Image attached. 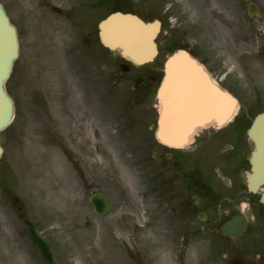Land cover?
I'll return each instance as SVG.
<instances>
[{
  "label": "rangeland",
  "instance_id": "obj_1",
  "mask_svg": "<svg viewBox=\"0 0 264 264\" xmlns=\"http://www.w3.org/2000/svg\"><path fill=\"white\" fill-rule=\"evenodd\" d=\"M130 1V7L140 11L137 3L143 0ZM180 1L179 14L167 10L159 57L127 73L117 66L118 52L85 42L94 35L89 29L110 13L112 4L103 8L101 0L80 5L77 0H1L18 29L20 56L7 84L16 103L15 120L0 133V264H44L13 209L15 197L50 241L57 264H139L132 258L137 254V260L142 259L146 241L155 250L160 242L163 249L157 227L145 229L147 215L156 214L162 201L159 174L165 166L164 149L151 130L158 82L150 78H161L170 42L185 41L210 72L228 74L226 85L241 102L237 120L227 129L230 140L191 145L174 159L183 170L196 169V176L221 197L245 188L252 145L243 138L232 140L231 132L245 125L244 130L264 112V0H251L259 9L252 17L242 7L243 0ZM47 2L72 7L75 18L59 17L48 10ZM78 13L84 17L79 19ZM138 77L144 82L136 91ZM167 168L175 169L172 164ZM168 179H174L182 193L178 201L183 202L189 179L180 172ZM95 192L104 193L113 204L104 217L97 216L90 201ZM189 196L197 207H204V196ZM248 197L241 195L237 203L221 198L212 204L211 228H218L232 210L253 219L256 209L263 210L257 202L260 194L251 206ZM260 220L231 241L200 231L197 220L198 236L191 247L186 252L183 246L174 253L162 251L157 264H180L177 248L182 250V264H227L223 254L254 258L260 264L264 218L262 224Z\"/></svg>",
  "mask_w": 264,
  "mask_h": 264
},
{
  "label": "water",
  "instance_id": "obj_2",
  "mask_svg": "<svg viewBox=\"0 0 264 264\" xmlns=\"http://www.w3.org/2000/svg\"><path fill=\"white\" fill-rule=\"evenodd\" d=\"M252 9L251 13L255 12L256 7L252 6ZM159 32L158 22L145 23L137 16L119 12L100 24L102 43L110 50H119L122 57L138 65L151 62L157 56L155 40ZM18 57L17 29L0 4V132L11 124L15 114L14 101L7 94L5 84ZM164 73L158 92L161 110L156 131L161 143L169 147H183L197 130L212 123L223 126L234 117L238 100L219 88L187 51L178 50L168 58ZM249 137L255 144V150L251 158V173L247 177L248 190L257 193L264 187V113L253 121ZM2 153L0 146V157ZM91 201L96 212L101 215L111 209L110 203L101 193L93 195ZM260 202L264 204V191ZM20 218L23 219L24 215ZM25 222L29 236L45 263L56 264L49 243L39 234L32 221ZM246 228L245 216H234L220 228V232L238 237ZM240 263L241 259L233 262Z\"/></svg>",
  "mask_w": 264,
  "mask_h": 264
},
{
  "label": "flooded vegetation",
  "instance_id": "obj_3",
  "mask_svg": "<svg viewBox=\"0 0 264 264\" xmlns=\"http://www.w3.org/2000/svg\"><path fill=\"white\" fill-rule=\"evenodd\" d=\"M68 0H64V2H67ZM79 5L80 2H83L84 0H77ZM48 6V9L50 11H54V7L50 5L49 2L46 3ZM140 11H136L137 14L142 16L144 19L148 21H152L154 19H159L162 25V32H164V29L166 28V17L168 16L169 11H175V13H180V0H143L138 3ZM58 7L62 8L63 12H59V17H65L67 19L75 18V12L73 11V8L67 9L66 6H63L62 3L57 4ZM78 18L81 19L84 17L82 13H78ZM181 24L179 23V26ZM178 26V24H177ZM94 28L89 29V31L94 35L88 37L85 42L88 44L97 43L98 46H102L100 38H99V29L98 24L93 26ZM76 30H79V25L75 26ZM90 28V27H88ZM185 41L183 40H177L174 42H170V46H177L178 44L182 45ZM203 62V61H201ZM213 77L222 87H226L229 83V79L226 76L221 75L220 73L213 74ZM246 134V133H245ZM239 135L236 133H233V136ZM227 136V133L224 131H218L214 132L213 128H210L207 131L200 132L195 138V143H205L207 141L211 142L214 140L223 139ZM163 147V146H162ZM164 153L162 157L164 158L165 166L160 169V186L159 191L162 197V201L159 202L158 212L154 214L153 216L151 213L147 215V223L145 226V229L147 231H151V229H154L157 227V229L160 232V235L162 236V246L163 249L161 250L160 242H159V249L155 250L153 244H150L149 241H146L144 244V247H146L145 250H142V259L138 262L140 264H157L158 263V257L161 252L167 254V253H174V250L176 247H181L185 249V252L191 247L192 243L197 239L198 236V228L196 221H200L202 223V226L200 227L201 231L205 232H211L218 234V230L215 228H211L212 226V219L211 217L214 215L211 206L213 202L207 203L204 205V207H197L196 202L193 200L192 197L189 196V194L197 195V176H196V169H193V171L189 172L183 169L176 168L175 165L178 164L179 161H176L174 159V154H171V151L168 152L165 147H163ZM173 151V150H172ZM176 152V151H174ZM157 157H155L156 159ZM172 164L173 167L176 169L171 170L168 169V165ZM182 173L183 177H187L190 181L188 183V186L186 190L183 192V194L187 193L184 198L185 200L178 201L179 198H181L182 193L178 191V187L175 185L174 179H168L170 177H175L177 173ZM172 180V181H171ZM170 197H168V195ZM244 190H241L237 193L232 194V196H225L223 199H226L230 203H237L241 201V195H244ZM179 197V198H178ZM219 197H217L218 199ZM250 201H254L253 198H250ZM16 209V208H15ZM17 209H20V206L17 207ZM237 213L235 210L228 211L227 217L223 218L221 222H225L227 219H229L233 214ZM152 222V223H151ZM183 224V225H182ZM211 228V229H210ZM259 230V227H257ZM163 240H165L166 244L169 245V248H166V244H163ZM182 243V244H181ZM164 254V255H165ZM167 256V255H166ZM237 256L232 257L229 254H223L222 258L225 260L227 259V264H231V261ZM262 264H264V260L262 261Z\"/></svg>",
  "mask_w": 264,
  "mask_h": 264
}]
</instances>
